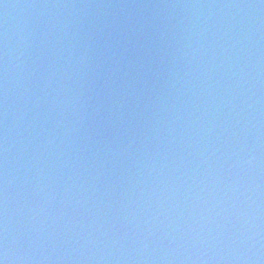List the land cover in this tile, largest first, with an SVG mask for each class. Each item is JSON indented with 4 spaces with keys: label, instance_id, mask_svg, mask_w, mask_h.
I'll list each match as a JSON object with an SVG mask.
<instances>
[{
    "label": "water",
    "instance_id": "1",
    "mask_svg": "<svg viewBox=\"0 0 264 264\" xmlns=\"http://www.w3.org/2000/svg\"><path fill=\"white\" fill-rule=\"evenodd\" d=\"M0 260L264 264V0H0Z\"/></svg>",
    "mask_w": 264,
    "mask_h": 264
},
{
    "label": "snow or ice",
    "instance_id": "2",
    "mask_svg": "<svg viewBox=\"0 0 264 264\" xmlns=\"http://www.w3.org/2000/svg\"><path fill=\"white\" fill-rule=\"evenodd\" d=\"M0 264H4V261L3 260H0Z\"/></svg>",
    "mask_w": 264,
    "mask_h": 264
},
{
    "label": "clouds",
    "instance_id": "3",
    "mask_svg": "<svg viewBox=\"0 0 264 264\" xmlns=\"http://www.w3.org/2000/svg\"><path fill=\"white\" fill-rule=\"evenodd\" d=\"M248 162L251 163V160H249Z\"/></svg>",
    "mask_w": 264,
    "mask_h": 264
}]
</instances>
